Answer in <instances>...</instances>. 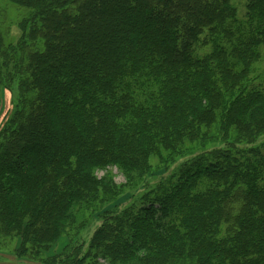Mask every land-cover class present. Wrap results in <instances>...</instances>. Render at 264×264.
Returning a JSON list of instances; mask_svg holds the SVG:
<instances>
[{"label":"trees","instance_id":"1","mask_svg":"<svg viewBox=\"0 0 264 264\" xmlns=\"http://www.w3.org/2000/svg\"><path fill=\"white\" fill-rule=\"evenodd\" d=\"M7 1L25 12L16 42L0 35V87L18 94L0 127V233L16 255L264 264V86L250 84L264 0L243 19L233 0ZM113 168L135 190L161 178L124 214L128 238L99 229L87 252L48 257L122 194Z\"/></svg>","mask_w":264,"mask_h":264},{"label":"rangeland","instance_id":"2","mask_svg":"<svg viewBox=\"0 0 264 264\" xmlns=\"http://www.w3.org/2000/svg\"><path fill=\"white\" fill-rule=\"evenodd\" d=\"M232 3L237 7L239 17L243 19L246 13V1L233 0ZM24 14V10H20L7 0H0V35L7 44L17 41L20 33L18 25ZM207 50L208 49H204V51ZM250 84L255 87L264 86V56L262 60L255 65L252 71ZM13 93L14 94H12L7 88L2 89V87H0V127L4 125L7 116H9L8 114H10L13 109V103H16L17 101L18 94L16 93V90H13ZM261 142H264V137L259 140V144H261ZM111 171L113 173V181L116 185H127L125 177L119 173L116 168L111 169ZM170 174L172 173L160 172L157 176L165 175L164 177H168ZM104 175V172L98 173L99 177ZM160 180V176L149 179L147 181L148 186H144V188L139 190L130 187L134 186L130 183L131 185H127L126 188L123 189L122 194L118 196L115 201L99 205V210L97 211H94V209L91 208L89 211L81 213L80 216L77 215V219L67 227L68 229L62 236L63 238L60 239L56 247H54L47 256L59 257L63 253L67 254L68 249H72L73 247H77L76 249H80V251L84 250L83 252H87L90 249L93 236L99 229H104L105 237H107V239L112 238L114 231L116 230L122 232L124 238H128V235L126 234L128 231L132 230V228L130 227V224H120L122 219L126 220V215L124 214L128 212L127 210L132 206L133 213H136L143 203L142 198L152 191V188H155L160 183ZM108 212V215H104ZM76 214H78L77 211ZM111 214L113 215L112 217ZM115 218H119L120 221L117 222ZM226 230L227 226L223 225L220 235L221 239L226 237ZM18 244L17 240L12 236L6 237L0 233V264H58L60 260L59 258L58 261L54 263V260H45V257H43L44 260L19 258L16 255V250L19 247ZM67 246L68 248H66ZM86 264L109 263L108 261L103 260L102 257L92 253V259L87 261Z\"/></svg>","mask_w":264,"mask_h":264}]
</instances>
